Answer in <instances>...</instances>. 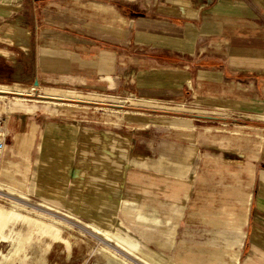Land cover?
<instances>
[{
  "label": "crops",
  "instance_id": "obj_1",
  "mask_svg": "<svg viewBox=\"0 0 264 264\" xmlns=\"http://www.w3.org/2000/svg\"><path fill=\"white\" fill-rule=\"evenodd\" d=\"M4 61L33 85L125 100H64L73 107L45 121L15 116L5 176L60 187L52 203L97 227L111 230L120 211L150 229L160 220L128 202L134 172L168 170L184 181L189 172L185 200L194 203L204 173L220 164L249 183L245 216L219 236L234 264H264V0H0ZM28 133L20 160L15 140ZM184 184L167 191L175 197Z\"/></svg>",
  "mask_w": 264,
  "mask_h": 264
},
{
  "label": "rangeland",
  "instance_id": "obj_2",
  "mask_svg": "<svg viewBox=\"0 0 264 264\" xmlns=\"http://www.w3.org/2000/svg\"><path fill=\"white\" fill-rule=\"evenodd\" d=\"M11 63L6 61L0 63V83H18L24 87L33 86L32 81L27 77L13 75L14 68ZM41 88L39 85L34 94L26 93L23 97L9 94L5 101L0 102V161L5 155L12 153L10 151L12 150L11 146H15L13 135L10 134L15 116H23L26 118L25 121L29 123L36 120L45 121L50 116L63 112L62 109L57 112L59 106L73 107L72 104H65L64 100L112 101L113 98L104 96V100L78 98L75 96L76 94L95 93L51 87H44L45 89L41 91ZM46 90H66L68 96L60 93H46ZM16 97L22 100L18 101L15 99ZM95 110H99V108H91V111ZM86 125L92 127L93 124ZM32 128L35 132L34 123ZM15 141L19 148L20 160L26 159L31 147L29 133L22 139ZM18 148L15 147V154L18 153ZM169 165L173 166L172 159L167 160L166 167L168 168ZM185 167L188 168L187 165ZM1 171H4V168L0 166V184L22 191L29 199H22L16 194H10L4 189H0V208L2 211L0 214V264H120L107 253L97 251V248L101 247V243L91 233L90 229H86L74 220H68L63 215L41 206L40 203L53 205L52 199L59 200L60 187L50 185L48 188L38 183L42 190L36 192V181H34L33 186L31 185L32 179L25 178L24 180L22 177L16 179L9 176L10 180ZM199 177L201 176L199 175ZM243 178L245 180L239 181L236 172H223L220 164L212 165L210 171L205 172L202 177L201 186L198 187L197 199L194 192V203H191L189 198L187 201L185 200V194L190 195L189 172L185 181L168 170L134 172L135 185L129 188V191L132 190L133 196L129 197L130 201L128 202L143 208L144 215L156 216L162 226L145 229L133 225L127 216L119 211L117 225L111 230H118V232L126 234L136 241L142 250L162 257L163 262L167 264H192L193 260L212 264L215 263L211 256L214 252L215 254L219 253L223 264H234L235 260L230 243L219 235L221 232H230V228H227L229 221L238 222L245 216L247 204L244 201L247 198L249 182L247 176ZM182 182H186L183 190L175 197L171 196L167 191L168 186L179 187ZM61 205V209L66 210L67 205L62 203ZM182 207H184V211L183 215L180 216ZM232 214H235L236 217L230 216ZM31 217L40 218L57 226H60L63 220L67 222L69 228H65L64 236L71 241V248L64 244H50L51 238L45 235L44 230H39L36 234L30 235ZM233 218L235 220H232ZM82 220L91 223L89 219ZM177 225L178 228H176ZM174 229H176L175 232ZM113 236L115 237V235ZM24 237L27 238L24 246L17 250L19 242ZM116 239L122 243L127 242ZM137 253L143 256L139 249ZM118 254L125 256L134 264H142L131 255L129 257L124 255L122 250H119Z\"/></svg>",
  "mask_w": 264,
  "mask_h": 264
},
{
  "label": "bare ground",
  "instance_id": "obj_3",
  "mask_svg": "<svg viewBox=\"0 0 264 264\" xmlns=\"http://www.w3.org/2000/svg\"><path fill=\"white\" fill-rule=\"evenodd\" d=\"M36 87H37L36 85H33L31 87H24V86H22V85H20L18 83H15V84H2V83H0V102L5 101L8 98L9 94L22 96V97L24 95H26V93L34 94V92L36 91ZM44 89L45 88L42 87L41 91L44 90ZM46 93H51V94L60 93V94H64V95L68 96V93L66 92V90H63V91H55V90L48 91V90H46ZM75 96H77L78 98L84 97V98L93 99V100H104L103 96H101L99 94H96V93L95 94H87V95L76 94ZM15 99L18 100V101L22 100V99H20L18 97H16ZM112 101H115V102H118V103L125 102V100H120V99L115 98V97L112 98ZM128 101H130V100H128ZM132 103H136V102L132 101ZM129 104H131V103H129ZM133 106H135V105H133ZM173 128H175V127H173ZM186 129H187V127H186ZM36 185L40 186L38 183ZM0 189H4L6 192H8L10 194H16L22 199H29L28 196H26L22 191H18V190L14 189V188H12L10 186L1 185L0 184ZM47 199H50V198H47ZM40 204H41V206L45 207L49 211H53L55 213H59V214L63 215L64 218L66 217L68 220L69 219L70 220H74L77 224L83 225L84 228L90 229L91 233L93 235H95L99 239V241L101 243V247L97 248V251H102V252L107 253L110 257H112L118 263H120V264H134L133 262L129 261L125 256H123L121 254H118L119 250H122L124 252V255H126L128 257H129V255H131L132 257H134V259H136L137 261H139L142 264H154L151 261L145 259L140 254H138L134 250V248H133L134 246L130 242L127 241L126 243H122L119 240H117L113 236V233H112V231L110 230L109 227L102 228V227L95 226L93 223H86L82 219L78 218L77 214H74L72 212H67V211L61 209L60 207H58L55 204H53V205L52 204H48V203H40ZM71 211H76V213H77L76 209H72ZM1 212L2 211H1V208H0V214H1ZM62 220H63V218H62ZM68 225L69 224H67V222H65L64 220H63V223L60 224V226H57V225L45 222L44 220H42L40 218L31 217L30 218L29 234L30 235H34V234L37 233V231L44 230L45 235L48 236L49 238H51V243L50 244H53V243L64 244L68 248H71V245H72L71 241L64 236V230H65V228H69ZM26 240H27V238L24 237L19 242V244H18L16 249L18 250L21 247H23L24 243L26 242ZM20 252H21V250H20ZM25 256H27V255H25Z\"/></svg>",
  "mask_w": 264,
  "mask_h": 264
},
{
  "label": "water",
  "instance_id": "obj_4",
  "mask_svg": "<svg viewBox=\"0 0 264 264\" xmlns=\"http://www.w3.org/2000/svg\"><path fill=\"white\" fill-rule=\"evenodd\" d=\"M35 85H36V86H39V82H38V81H36Z\"/></svg>",
  "mask_w": 264,
  "mask_h": 264
}]
</instances>
